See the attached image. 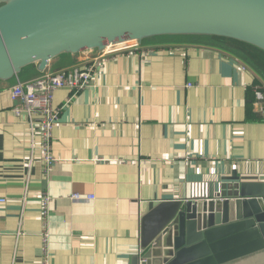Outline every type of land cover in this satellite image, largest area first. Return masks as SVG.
I'll return each instance as SVG.
<instances>
[{
	"label": "crops",
	"instance_id": "1",
	"mask_svg": "<svg viewBox=\"0 0 264 264\" xmlns=\"http://www.w3.org/2000/svg\"><path fill=\"white\" fill-rule=\"evenodd\" d=\"M238 52L188 37L53 60L45 72L101 66L86 89L55 93L64 109L48 174L12 100L45 72L0 83V264H128L141 218L160 201L212 190L242 167L264 173V71Z\"/></svg>",
	"mask_w": 264,
	"mask_h": 264
},
{
	"label": "water",
	"instance_id": "2",
	"mask_svg": "<svg viewBox=\"0 0 264 264\" xmlns=\"http://www.w3.org/2000/svg\"><path fill=\"white\" fill-rule=\"evenodd\" d=\"M188 37L264 52V0H0V83L63 55ZM128 264H264V173L242 167L212 190L160 201Z\"/></svg>",
	"mask_w": 264,
	"mask_h": 264
},
{
	"label": "built area",
	"instance_id": "3",
	"mask_svg": "<svg viewBox=\"0 0 264 264\" xmlns=\"http://www.w3.org/2000/svg\"><path fill=\"white\" fill-rule=\"evenodd\" d=\"M100 66L99 59H94L92 63L84 68L45 72L31 81L19 83L13 88L12 100L21 104V108H15L14 113L20 117H23V114L27 116V128L32 149L35 150L36 142L39 141L44 173L48 174L57 161L53 154L52 141L54 130L58 125L60 115L64 108L54 107L55 93L60 89H67L74 93L86 89L90 86ZM256 96L258 100H264L263 89L258 88L256 90ZM33 159V157L29 158L30 164H33ZM70 198L72 201H90L95 196H82L79 193H74ZM5 201L3 198L0 199V203H5ZM51 203L52 198L46 194L42 201V215L44 219L48 216ZM49 236L50 234L48 232L44 233V251L49 241ZM43 264L48 263L45 262Z\"/></svg>",
	"mask_w": 264,
	"mask_h": 264
},
{
	"label": "trees",
	"instance_id": "4",
	"mask_svg": "<svg viewBox=\"0 0 264 264\" xmlns=\"http://www.w3.org/2000/svg\"><path fill=\"white\" fill-rule=\"evenodd\" d=\"M214 41L221 42L223 44H227L229 46L235 47L244 53H246L249 57H251L259 69L264 71V52L249 46L247 44H243L241 42L229 39H222V38H214Z\"/></svg>",
	"mask_w": 264,
	"mask_h": 264
},
{
	"label": "rangeland",
	"instance_id": "5",
	"mask_svg": "<svg viewBox=\"0 0 264 264\" xmlns=\"http://www.w3.org/2000/svg\"><path fill=\"white\" fill-rule=\"evenodd\" d=\"M73 69V68H72Z\"/></svg>",
	"mask_w": 264,
	"mask_h": 264
}]
</instances>
